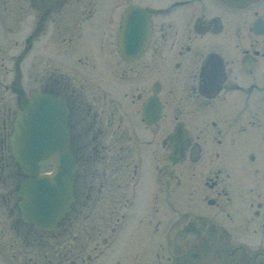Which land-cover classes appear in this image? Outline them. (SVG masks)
<instances>
[{"label":"flooded vegetation","instance_id":"af4514ba","mask_svg":"<svg viewBox=\"0 0 264 264\" xmlns=\"http://www.w3.org/2000/svg\"><path fill=\"white\" fill-rule=\"evenodd\" d=\"M133 7L152 33L125 59ZM37 89L78 163L52 231L23 219L10 145ZM0 264H264V0H0Z\"/></svg>","mask_w":264,"mask_h":264},{"label":"water","instance_id":"95a60500","mask_svg":"<svg viewBox=\"0 0 264 264\" xmlns=\"http://www.w3.org/2000/svg\"><path fill=\"white\" fill-rule=\"evenodd\" d=\"M144 16L139 11L126 15L131 21ZM67 113L60 98L38 91L30 95L14 121L10 143L23 171L32 174L41 164L54 166L51 175L24 179L19 193L25 219L39 229H52L73 199L71 179L77 164L68 148Z\"/></svg>","mask_w":264,"mask_h":264},{"label":"rangeland","instance_id":"374dc122","mask_svg":"<svg viewBox=\"0 0 264 264\" xmlns=\"http://www.w3.org/2000/svg\"><path fill=\"white\" fill-rule=\"evenodd\" d=\"M82 7V6H81ZM72 12V11H71ZM78 12H81V11H78ZM72 13H74V12H72ZM70 29H72L73 30V28H70V27H68V31H70ZM71 35H72V32L70 31L69 32ZM78 50V49H77ZM81 56L82 54L80 53V51H79V53H73L72 55H71V62H73V63H71L70 64V66H71V68H70V71H71V75H72V78L75 80V81H83V82H85L84 81V71H83V67H81V65H80V63H78V62H75L76 61V58L78 57V56ZM33 59H32V56L30 55V56H28V57H26V60H25V62H24V64H25V70H24V76L25 77H31L30 78V83L29 84H33V77H35L36 76V74H34V72H33V70H32V68L30 67V63H31V61H32ZM76 65H78L79 67H81V68H79V67H76ZM76 68V69H75ZM80 70H82L83 72H80ZM40 72V77L41 76H43V78H45V77H47L48 76V73H46L45 71H44V69H40L39 70ZM45 72V73H44ZM44 74V75H43ZM81 80H80V79ZM81 81V82H82ZM80 82V83H81ZM85 84V83H84ZM34 85V84H33ZM36 85V84H35ZM83 87H84V89H85V85H82ZM85 94H86V92H85ZM95 213V215H96V217H95V219H98V210H97V207H96V211L94 212ZM78 226H79V224H77V225H75L74 226V231L75 230H78L79 228H78Z\"/></svg>","mask_w":264,"mask_h":264}]
</instances>
